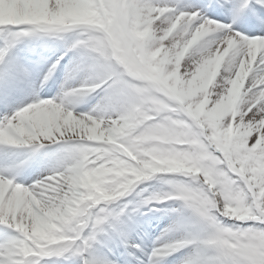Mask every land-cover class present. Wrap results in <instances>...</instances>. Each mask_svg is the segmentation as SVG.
<instances>
[{
  "label": "snow or ice",
  "instance_id": "1",
  "mask_svg": "<svg viewBox=\"0 0 264 264\" xmlns=\"http://www.w3.org/2000/svg\"><path fill=\"white\" fill-rule=\"evenodd\" d=\"M159 125L183 131V167L130 147ZM0 150V264H264V0H0ZM101 165L120 186L92 176L77 208L69 179ZM148 212L168 219L150 246Z\"/></svg>",
  "mask_w": 264,
  "mask_h": 264
},
{
  "label": "clouds",
  "instance_id": "2",
  "mask_svg": "<svg viewBox=\"0 0 264 264\" xmlns=\"http://www.w3.org/2000/svg\"><path fill=\"white\" fill-rule=\"evenodd\" d=\"M235 99V93H233ZM137 119L141 118V114H137ZM183 131L174 126H154L146 128L140 134V138L136 143L130 145L139 155L151 154L153 163L160 164L165 167L181 168L185 164L184 152L180 148V137ZM90 163H95L91 161ZM87 167V166H85ZM98 169H87L75 173L69 179L70 187L77 189L79 194L74 195L72 203L78 208L93 196L102 195L103 191L111 188L119 187V181L123 173L114 172L112 169H105L103 165ZM102 176L104 189L103 191L92 183V176ZM223 214L229 215L230 218L241 214L240 205L232 201V206H224ZM55 235V231L51 226H47L41 233L36 234V241L41 243L49 242L51 237Z\"/></svg>",
  "mask_w": 264,
  "mask_h": 264
},
{
  "label": "bare ground",
  "instance_id": "3",
  "mask_svg": "<svg viewBox=\"0 0 264 264\" xmlns=\"http://www.w3.org/2000/svg\"><path fill=\"white\" fill-rule=\"evenodd\" d=\"M33 54H35V55H37V56H48V57L51 56V53L45 52L44 50H42V49H40V48L36 49L35 52H34ZM89 99H92V98H89ZM87 110H88V109L84 108L83 106H82L81 108L77 109V111H87ZM52 147H54V145H53ZM56 147H57V146H56ZM56 147H55V149H56ZM55 149H54V150H55ZM45 152H47V153H52L53 151L47 149V150L42 151L41 155L44 156V155H45ZM4 156H5V150H0V162L3 161ZM46 174H47V173H45L44 175H46ZM163 175H178V174H163ZM23 181H24V180H23ZM27 182H28V181H27ZM25 183H26V182H25ZM161 187H162L161 182H160L159 180H157V179H153V180H151V181L145 182V183H143V184L140 185V188H146V189H147V192H145L144 195H147L148 193H152V192L158 191V190L161 189ZM139 190H140V189L138 188L136 191H139ZM133 198H135V199H139L138 197H135V193H132V194L129 196V199H133ZM172 206H175V205H172ZM160 207H165V205H161ZM143 210H144V209H143ZM143 210H142V211H143ZM166 219H167V218H166ZM167 220H168V219H167ZM227 222H230V220L227 221ZM3 238H4V233H3V231H2V234H1L0 239H3ZM98 251H99V253L104 254V252H103V248H100ZM178 255H179V254H178ZM171 259H172V258H171Z\"/></svg>",
  "mask_w": 264,
  "mask_h": 264
}]
</instances>
